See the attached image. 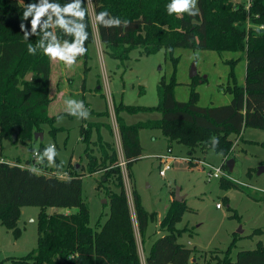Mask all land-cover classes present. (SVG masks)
Instances as JSON below:
<instances>
[{"label":"trees","instance_id":"16d2710c","mask_svg":"<svg viewBox=\"0 0 264 264\" xmlns=\"http://www.w3.org/2000/svg\"><path fill=\"white\" fill-rule=\"evenodd\" d=\"M36 2L38 0H0V141H13L15 134L13 143L28 146L31 153L33 141L40 140V137L35 139V134L43 131V125L50 126L49 132L53 136L64 131L63 127L56 126L58 115L49 114L53 101L52 61L39 49L36 55L27 52V43L35 45L40 37L33 35L30 41H25L19 27L23 3ZM56 2L63 4L68 0ZM84 2L89 33L85 47L89 50L95 36L88 1ZM92 3L94 16L107 11L113 17L130 22L127 28H105L95 22L105 52L121 62L128 60L135 49H140L141 55L155 54L162 49H171L169 52L172 53L175 48H186L241 52L245 56L243 84L238 83L232 65L229 74L232 83L229 82L224 89L232 95L229 104L199 106L195 83L191 85L190 99L177 101L174 79L159 82L156 106L127 105L123 101L114 104L137 227L144 245L149 222L157 219V213L145 209L133 173V165L143 157L144 151L140 130H160L169 143L184 145L190 156L197 150H211L210 138L215 136L219 139L215 153L223 157L222 167L229 171L227 161L232 156L234 137L242 135L248 127L264 129V0H251L249 4L246 0H198L200 15L196 17L187 13L169 15L166 6L171 0H92ZM30 19L23 21L29 31ZM56 31L61 39H72L64 37L60 30ZM82 57L87 59L88 51ZM29 73H33L31 81L26 80ZM85 86L84 79V89ZM85 107L89 108L86 102ZM89 109L91 116L101 121H85L80 126V140L85 145L83 155L87 159L85 165L69 163L68 169H57L47 166L45 161L39 165L40 174L34 175L28 171L32 158L26 161L19 158L9 162L0 160V224L19 238L22 234L19 228L22 208L30 205L40 208L37 246L23 257L11 258L15 264H143L113 140L114 130L109 122L110 112L108 109ZM139 113H159L160 117L133 124L123 118V114ZM59 116L72 117L66 112ZM103 130L107 131L110 140L105 139ZM254 142L264 147V140ZM45 147L40 143L38 149L42 152ZM189 162L190 167L195 166ZM56 163H60L58 158ZM54 171L66 172L68 177L59 178ZM97 173H101L97 189L108 198L110 210L106 219L101 217L91 226L90 210L82 194V178ZM220 186L223 189L241 187L228 178L220 179ZM49 208L78 210L49 213ZM188 210L186 200L170 203L159 224L160 231L165 234L152 243L145 264H200L194 260L195 250L178 241L188 227L177 229L176 225ZM240 236L238 234L235 240ZM235 240L223 253V258L215 257L214 264H264V242L260 241L254 250L240 251L233 260L230 253Z\"/></svg>","mask_w":264,"mask_h":264},{"label":"rangeland","instance_id":"374dc122","mask_svg":"<svg viewBox=\"0 0 264 264\" xmlns=\"http://www.w3.org/2000/svg\"><path fill=\"white\" fill-rule=\"evenodd\" d=\"M87 1L95 41L89 46L88 58L78 57L77 62L70 68L64 66L62 70L63 63L53 61L51 74L53 101L49 107V114L57 116L65 112L64 101L68 98L87 102L95 111L108 109L119 158L123 150L114 104L123 101L127 105L156 106L159 102L157 92L159 82L162 79L166 82L174 79L177 83L174 88V97L177 101H188L191 85L195 83L199 106L226 105L232 99V95L224 90L229 82L232 83L229 77L232 65L238 83H244L246 61L241 52L175 48L172 53L162 49L155 54L141 55L140 49H135L124 62L113 59L100 43L94 20L93 3L92 0ZM197 53L198 61L193 59ZM234 60L238 61L232 62ZM193 67L196 71L195 76H191ZM59 76L68 77L69 80L71 92L63 96L56 95ZM195 78L196 81L193 80ZM84 79L86 91L79 94L77 92L81 90ZM63 86L68 88L66 84ZM159 117V113L123 115L128 124L155 120ZM94 120L101 119L90 116L87 120H78L75 117L63 116V120L57 122L56 126L63 127L64 131L53 136L49 132L50 126L43 125L41 132L43 139L33 141V146L38 148L40 143L46 146L49 142L53 143L59 153L57 158L66 161L63 169H68L69 163L85 165L87 159L83 155L85 145L80 140V126L85 121ZM140 133L144 157L134 163L133 173L145 209L157 213V219L149 222L148 238L144 245L137 227L128 171L126 168L122 171L143 264L152 242L165 234L160 231L159 224L174 200L178 188L180 195L185 197L184 200L189 206V210L176 225L177 229L188 227V231L179 237L178 241L187 248L195 250L194 260L197 259L200 264H214L215 257L223 258V253L231 246L238 234L241 238L235 240L230 253L233 260L240 251L254 250L260 241L264 242V172L258 174L259 168L264 165V147L254 142L264 140V129L248 127L243 130L242 135L234 137L230 158L234 160V168L232 172L223 170L221 178L211 177V171L206 165L221 167L223 163L221 155L211 150H197L193 156H190L186 152L187 148L177 142L172 143L170 155L179 159H176L171 169L161 176L162 167L156 155L169 152L170 143L164 139L158 129H142ZM153 136L157 138L153 139ZM17 157L22 161L31 158L32 153L28 146L20 142L14 144L8 139L0 141V160L4 158L9 162ZM189 161L195 166L190 167ZM100 175L101 173L87 174L82 178V194L90 210L91 226H94L101 217L103 220L106 219L110 210L108 198L102 190L97 189ZM223 178H228L241 187L223 189L220 186V179ZM217 204H220L219 208ZM77 210V208H49L48 211L69 213ZM39 212L40 208L34 205L22 208L19 220L22 234L19 238H15L12 231L0 224V264H15L11 258L23 257L37 246ZM236 214L238 217H233ZM258 229L262 232L255 233Z\"/></svg>","mask_w":264,"mask_h":264},{"label":"clouds","instance_id":"9594fccd","mask_svg":"<svg viewBox=\"0 0 264 264\" xmlns=\"http://www.w3.org/2000/svg\"><path fill=\"white\" fill-rule=\"evenodd\" d=\"M84 4V0H68L63 4L56 2V0H38L36 3H23L22 22L19 25L23 38L25 41H30V36L40 37L35 45L31 42L27 43V52L30 55H36L39 49L51 61H59L66 67H72L77 62L78 57L84 56L88 51L85 47L89 33L87 31L88 25L85 23L87 9ZM166 10L169 15H182L183 13H187L190 17L200 15L198 0H171V3L166 6ZM29 18H31L30 31L23 22L28 21ZM94 20L97 25H102L105 28H127L130 23L120 17L111 16L107 11L96 13ZM57 29L64 37H72V39H61L56 31ZM193 59L198 61V53L194 55ZM64 103L67 115L78 120L90 118L91 110L85 107L82 100L68 98ZM62 120L63 116L58 115L57 122L59 123ZM210 140L211 151L215 152L219 145V139L213 136ZM32 155L39 165H43L46 161L47 166L61 169L66 163L63 159L59 164L56 163L59 153L51 142L42 152L38 148H34ZM28 171L34 175L40 174V169L35 166H28Z\"/></svg>","mask_w":264,"mask_h":264},{"label":"built area","instance_id":"2783aa9c","mask_svg":"<svg viewBox=\"0 0 264 264\" xmlns=\"http://www.w3.org/2000/svg\"><path fill=\"white\" fill-rule=\"evenodd\" d=\"M251 0H246V2L249 4ZM120 137V136H119ZM169 152H166L164 154H161V155H158L157 158H159V161H160V165H161V170H160V175L161 176H164L166 174V172L168 170L171 169V166H172V163L176 160V159H179L178 157L176 156H172L170 155V152H171V149L168 150ZM32 165L31 166H35L37 167L38 169L39 168V164L36 163V160L33 158V155H32ZM180 159H184V160H187V158H180ZM120 162V166L122 168V170L124 168H126V163H125V160H124V157H123V154L122 156L120 155V158H119ZM3 161V160H1ZM208 167H209V170L211 171L210 173V176L211 177H214V178H221L223 176V167H214V166H211L209 164H206ZM41 172V171H40ZM55 176L59 177V178H66L68 177V174L66 172H55L53 173ZM220 207V204H217V208Z\"/></svg>","mask_w":264,"mask_h":264},{"label":"crops","instance_id":"0c3cea01","mask_svg":"<svg viewBox=\"0 0 264 264\" xmlns=\"http://www.w3.org/2000/svg\"><path fill=\"white\" fill-rule=\"evenodd\" d=\"M52 63H53V61H52ZM64 64H63V68H62V70L64 69ZM52 74V73H51ZM60 77V81H59V83H58V86H57V91H56V95H66L67 94V92L68 93H70L71 91H70V89H69V87H70V85H69V80H68V77H66V78H61V76H59ZM63 80V81H62ZM66 80V81H65ZM63 84L65 85L66 84V87H68V88H65L64 86H63ZM51 87H52V85H51ZM80 91H78L77 93H83V91H86V86H85V89L83 88V84H82V88L80 87ZM53 97V96H52ZM87 103V102H86ZM84 104H85V102H84ZM90 108V107H89ZM123 115H125V114H123ZM94 121H101V120H94ZM131 124H133V123H131ZM103 135H104V137H105V139L106 140H110L111 138L108 136V133H107V131L106 130H103ZM105 133H107V135L105 134ZM140 135H141V133H140ZM158 137H159V135H158ZM157 137H155V136H153V139H156ZM164 139H166V138H164ZM167 140V139H166ZM140 141H141V139H140ZM168 141V140H167ZM116 142V141H115ZM169 143V142H168ZM142 145V144H141ZM143 147V146H142ZM172 144L170 143L169 145H168V149H171L172 150ZM144 149V148H143ZM144 152V151H143ZM186 152H187V150H186ZM164 153V152H163ZM162 153V154H163ZM158 155H160V154H158ZM158 155H156V157L158 156ZM143 157H144V153H143ZM142 157V158H143ZM17 158H19V157H17ZM16 158V159H17ZM20 159V158H19ZM1 160H3V161H5V159L4 158H2ZM26 161V160H25ZM153 243V242H152ZM152 245V244H151ZM151 247V246H150ZM149 250H150V248H149Z\"/></svg>","mask_w":264,"mask_h":264},{"label":"water","instance_id":"95a60500","mask_svg":"<svg viewBox=\"0 0 264 264\" xmlns=\"http://www.w3.org/2000/svg\"><path fill=\"white\" fill-rule=\"evenodd\" d=\"M196 75V71H195V67H193L192 69V73H191V76H195ZM32 77H33V73H29L26 77V80L27 81H31L32 80ZM40 137V140L43 139V134L42 133H36L35 134V139H38ZM12 139L13 141H15L16 139V135L14 134L12 136ZM227 167L229 169V172H232L233 171V168H234V160L233 159H230L227 161ZM264 172V165L261 166L258 170V174H261ZM184 196L180 195V188H178L175 192V196H174V200L177 201V202H181L184 200Z\"/></svg>","mask_w":264,"mask_h":264}]
</instances>
